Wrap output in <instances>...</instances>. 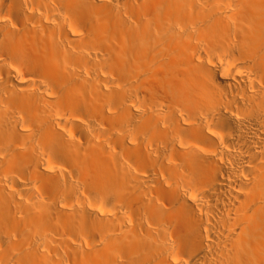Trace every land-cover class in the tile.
Segmentation results:
<instances>
[{
	"label": "bare ground",
	"instance_id": "6f19581e",
	"mask_svg": "<svg viewBox=\"0 0 264 264\" xmlns=\"http://www.w3.org/2000/svg\"><path fill=\"white\" fill-rule=\"evenodd\" d=\"M0 264H264V0H0Z\"/></svg>",
	"mask_w": 264,
	"mask_h": 264
}]
</instances>
